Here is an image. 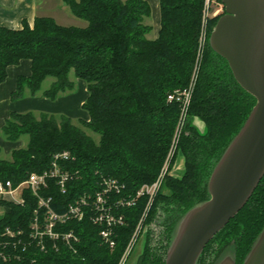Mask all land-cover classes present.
Instances as JSON below:
<instances>
[{"label": "trees", "instance_id": "16d2710c", "mask_svg": "<svg viewBox=\"0 0 264 264\" xmlns=\"http://www.w3.org/2000/svg\"><path fill=\"white\" fill-rule=\"evenodd\" d=\"M87 25H62L51 16H38L21 29L0 25V83L8 67L31 61V73L20 75L13 98L28 89L36 94L54 77L44 95L55 98L74 87L70 73L88 84L83 107L88 120L79 124L66 115L32 111L13 112L3 130L16 142L29 136L26 147L15 148L11 158L0 149V179L14 186L30 173L49 169L53 155L67 150L73 158L61 162L76 173L65 193L50 189L53 207L63 212L86 192L100 188L103 179L116 180L119 198H130L158 177L173 139L185 157L182 176L169 174L144 219L145 243L137 264H165L171 232L179 217L193 204L208 198L207 181L214 161L240 129L256 99L235 80L227 61L209 46L217 20L212 17L196 86L186 121L180 124V105L168 94L190 84L199 49L206 0H160L161 28L150 38L151 15L146 0H62ZM222 3L221 0H217ZM200 119L201 129L193 119ZM202 125V123H201ZM87 129L99 135L95 139ZM25 202L1 199L0 232L6 227L28 231L38 208L37 197L23 187ZM49 188H58L52 180ZM165 188L166 191H163ZM148 197L134 206H122L125 223L115 228L112 248L100 237L89 216L64 226L80 238L71 246L48 242L45 249L32 243L20 257L0 258V264H118L147 206ZM264 227V177L245 206L207 244L199 264H211L224 247L235 241L237 264ZM159 228V229H158ZM209 261V263H208Z\"/></svg>", "mask_w": 264, "mask_h": 264}, {"label": "water", "instance_id": "95a60500", "mask_svg": "<svg viewBox=\"0 0 264 264\" xmlns=\"http://www.w3.org/2000/svg\"><path fill=\"white\" fill-rule=\"evenodd\" d=\"M225 13L209 37L237 83L256 99L240 129L214 161L208 198L176 221L165 264H199L207 244L245 206L264 177V0H221ZM211 264H237L235 241ZM243 264H264V227Z\"/></svg>", "mask_w": 264, "mask_h": 264}, {"label": "built area", "instance_id": "2783aa9c", "mask_svg": "<svg viewBox=\"0 0 264 264\" xmlns=\"http://www.w3.org/2000/svg\"><path fill=\"white\" fill-rule=\"evenodd\" d=\"M208 18L209 12L205 11L204 23L200 34L199 57H201L208 38L206 24ZM195 77L194 74V78L188 86L168 94V101L180 105L179 131L184 124L187 110L192 101ZM72 158V154L67 150L54 153L49 169L30 173L28 178L18 186H14L11 180L0 179V200L8 199L23 203L25 202L23 194L17 192L26 187L37 197L38 202V208L35 210V216L28 231L22 228L13 229L6 227L0 232V258L4 260L15 256L19 258L21 256L18 248L20 244L23 246L22 251H27L32 243H35L41 249H45L48 242L54 243V246L58 247L60 241L75 249V244L80 241L79 236L73 231H65L63 226L69 220H83L87 216L100 227V237L103 241L113 248L116 244L114 238L115 228L125 223V216L119 209L122 206H134L139 198L146 196L148 201L145 212L118 264L127 263L136 244L137 237L142 231L147 212L161 190L166 174L170 173V162L173 158V153L171 152L168 155L156 180L143 184L130 198H119L116 196L121 190L120 184L114 179L105 178L99 184L100 188H97L93 193L86 192L82 194L74 202L68 204L63 212H58L53 207V197L48 195L47 191L50 189H59L63 193L67 191L68 183L74 178L76 173L63 167L61 162ZM52 180L55 181V185L58 188H49Z\"/></svg>", "mask_w": 264, "mask_h": 264}, {"label": "crops", "instance_id": "0c3cea01", "mask_svg": "<svg viewBox=\"0 0 264 264\" xmlns=\"http://www.w3.org/2000/svg\"><path fill=\"white\" fill-rule=\"evenodd\" d=\"M146 1L151 7V15L146 19V23L152 26L149 37L155 38L158 36L161 28L160 0ZM68 15L73 14L69 6L62 0H0V25L12 29H21L25 21L33 24L35 18L38 16H51L62 25L67 24L65 20H68V22H76L75 24L79 26L87 25L86 21L73 15L79 19L74 20V18ZM30 73L31 61L22 60L20 63L8 67V75L0 83V149L2 157L3 154H10L11 158L12 151L15 148L22 147L21 137L18 141L13 142L8 139L3 130L7 119L10 118L13 112L22 113L32 111L36 115V112H39V114L45 112L55 115H66L72 119L78 118L79 121L89 119V113L83 107L89 95L88 84L86 81L76 77L74 71L73 73L76 78H70L74 82V87L59 92L55 98H49L44 95V91L48 88L41 89L36 94H31L26 89L22 97L13 98L12 92L16 89L18 77L20 75H29ZM37 116L39 117V115Z\"/></svg>", "mask_w": 264, "mask_h": 264}, {"label": "rangeland", "instance_id": "374dc122", "mask_svg": "<svg viewBox=\"0 0 264 264\" xmlns=\"http://www.w3.org/2000/svg\"><path fill=\"white\" fill-rule=\"evenodd\" d=\"M205 11H208L209 12V18L207 19V33H208V28H209V22H210V19L212 17H215V16H218L219 14H222L224 13V5L220 2H218L217 0H206V3H205V9H204V12ZM204 12H203V17H202V24L204 23L203 22V19H204ZM69 14V13H68ZM70 16L71 18H74V20H79L77 19L76 17H74L73 15H68ZM73 21V19H72ZM65 22L67 23L66 25H78V24H75L76 22H68V20ZM79 26V25H78ZM199 44H200V40H199ZM205 48V46H204ZM204 48H203V52L201 54V57H199V52L197 54V57H196V61L194 63V67H193V73H192V77H191V80L190 82L192 81V79L194 78V74L195 76L198 77V72L200 70V67H201V63H202V60H203V56H204ZM199 50V49H198ZM70 78L71 79H75V75L72 71L71 75H70ZM55 78L54 77H49L47 78L44 83L42 84V90L43 89H46V88H49L51 86V83L52 81L54 80ZM196 77H195V86H196ZM195 88V87H194ZM190 108V107H189ZM181 111V110H180ZM37 115H41V113L39 114V112H36ZM189 115V109L187 110V113H186V117ZM186 117L184 119V122L186 121ZM180 120V118H179ZM193 121L196 123V124H199V126H201L200 128L203 129L202 127L204 126L203 122L200 121V119H198L197 117L193 119ZM73 122L76 123V124H79L80 121L78 118H74L73 119ZM202 123V125H201ZM88 133H90L95 139H99V135L90 131L89 129H87ZM22 141V147L26 146L27 143H28V140H29V136L27 134H24L21 136V139ZM178 140H179V137L177 139H173L172 143H171V146H170V149H169V152L165 158V161L168 157V155L172 152L173 153V158L170 162V173H167L165 178H167L169 176V174H172L174 176H182L184 171H185V157L184 155L182 154L181 151L178 150ZM171 151V152H170ZM9 156V157H8ZM3 157L5 158H10V154L9 155H5L3 154ZM165 161L163 163V166L165 164ZM162 166V168H163ZM161 168V170H162ZM165 181V179H164ZM164 184V183H163ZM23 189H20L17 193H22L23 192ZM163 191H166L165 188H163ZM5 209L4 207L0 204V216L4 213ZM146 225H144L143 227V230L140 232V234L138 235L137 237V241H136V244L127 260V263L126 264H137V261L140 257V255L142 254V251H143V248H144V243H145V231H146ZM209 263V261H208Z\"/></svg>", "mask_w": 264, "mask_h": 264}, {"label": "flooded vegetation", "instance_id": "af4514ba", "mask_svg": "<svg viewBox=\"0 0 264 264\" xmlns=\"http://www.w3.org/2000/svg\"><path fill=\"white\" fill-rule=\"evenodd\" d=\"M159 229V228H158Z\"/></svg>", "mask_w": 264, "mask_h": 264}]
</instances>
